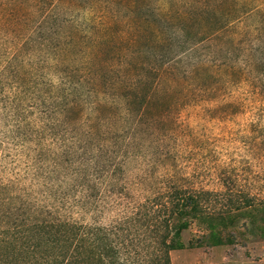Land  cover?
Segmentation results:
<instances>
[{
	"label": "rangeland",
	"instance_id": "374dc122",
	"mask_svg": "<svg viewBox=\"0 0 264 264\" xmlns=\"http://www.w3.org/2000/svg\"><path fill=\"white\" fill-rule=\"evenodd\" d=\"M186 8L180 61L127 119L114 75L96 93L90 69H121L143 21L177 24ZM174 185L222 192L209 203L219 210L241 194L229 189L264 197V0H0V238L48 210L106 225ZM201 230L182 231L171 264H264L247 218L222 244Z\"/></svg>",
	"mask_w": 264,
	"mask_h": 264
},
{
	"label": "trees",
	"instance_id": "16d2710c",
	"mask_svg": "<svg viewBox=\"0 0 264 264\" xmlns=\"http://www.w3.org/2000/svg\"><path fill=\"white\" fill-rule=\"evenodd\" d=\"M197 7L196 13L201 17L212 13L205 3ZM192 10L186 8L184 19L177 24L165 14L154 17L155 26L143 21L141 32L134 36L129 48L132 56L121 69L110 70L107 62L89 68L94 91H106V76L113 74L110 86L113 97L122 101L127 119L137 115L141 111L139 105L156 93L157 79L166 66L174 67L180 61L186 49L184 29ZM205 35L200 33L199 39ZM183 36L184 39L179 40ZM173 42L178 50L157 52V47L163 50ZM144 46L150 48L142 50ZM103 52L97 50L93 58L98 61L100 57L106 58L101 56ZM137 57L140 59L136 60ZM173 76V70L164 74V78ZM164 95L168 94L163 92ZM113 105L110 103L108 109L112 110ZM97 111L99 116L93 129L100 127L104 116L100 104ZM237 189L228 191L241 194L230 196L228 205L219 210L209 203L222 192L174 185L153 198L138 202L133 210L106 225L85 223L52 210L22 215L12 232L0 238V264H171L170 251L183 247L181 233L193 221L201 227L202 237L210 244H222V233L243 218H247L264 239V197Z\"/></svg>",
	"mask_w": 264,
	"mask_h": 264
}]
</instances>
